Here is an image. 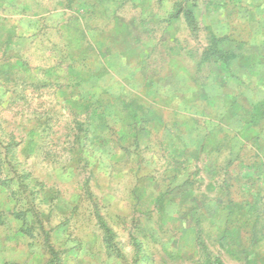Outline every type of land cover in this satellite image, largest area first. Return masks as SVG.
<instances>
[{"label": "rangeland", "instance_id": "obj_1", "mask_svg": "<svg viewBox=\"0 0 264 264\" xmlns=\"http://www.w3.org/2000/svg\"><path fill=\"white\" fill-rule=\"evenodd\" d=\"M223 35L262 67L264 0H0V264H264V128L220 158L152 137L151 54Z\"/></svg>", "mask_w": 264, "mask_h": 264}, {"label": "crops", "instance_id": "obj_2", "mask_svg": "<svg viewBox=\"0 0 264 264\" xmlns=\"http://www.w3.org/2000/svg\"><path fill=\"white\" fill-rule=\"evenodd\" d=\"M138 56L133 65L143 64ZM205 63L204 53L193 57L182 49L151 54L150 120L156 152L184 156L183 140L190 137L197 158L201 152L206 158H220L225 147L249 146L251 136L264 128V64L244 78L232 65L231 71L225 67L212 71Z\"/></svg>", "mask_w": 264, "mask_h": 264}, {"label": "trees", "instance_id": "obj_3", "mask_svg": "<svg viewBox=\"0 0 264 264\" xmlns=\"http://www.w3.org/2000/svg\"><path fill=\"white\" fill-rule=\"evenodd\" d=\"M193 22V20H192ZM228 39V36H215L211 41V46L207 49L208 52L204 54L205 61L211 57L220 60L225 68L231 71V61L235 58V53L225 51L219 47V44Z\"/></svg>", "mask_w": 264, "mask_h": 264}]
</instances>
